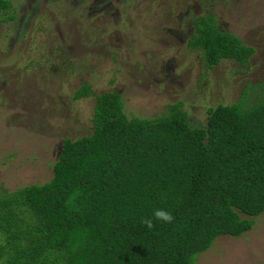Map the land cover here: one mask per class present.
I'll return each instance as SVG.
<instances>
[{"label":"trees","instance_id":"16d2710c","mask_svg":"<svg viewBox=\"0 0 264 264\" xmlns=\"http://www.w3.org/2000/svg\"><path fill=\"white\" fill-rule=\"evenodd\" d=\"M186 29L208 70L243 67L255 51L210 11ZM253 89L264 82L209 107L201 126L179 102L128 119L120 94L95 95L89 130L61 137L50 179L0 191V264H194L216 237L249 232L264 213V100ZM89 96L83 83L71 100ZM154 207L173 220L147 229L140 220Z\"/></svg>","mask_w":264,"mask_h":264},{"label":"rangeland","instance_id":"374dc122","mask_svg":"<svg viewBox=\"0 0 264 264\" xmlns=\"http://www.w3.org/2000/svg\"><path fill=\"white\" fill-rule=\"evenodd\" d=\"M208 11L254 47L245 66L208 70L188 48L190 19ZM263 82L264 0H12L0 11V191L50 179L61 137L89 130L95 95L120 94L128 119L179 102L201 126L209 107ZM83 83L91 96L71 100ZM253 221L238 238L216 237L194 264H264V213Z\"/></svg>","mask_w":264,"mask_h":264},{"label":"clouds","instance_id":"9594fccd","mask_svg":"<svg viewBox=\"0 0 264 264\" xmlns=\"http://www.w3.org/2000/svg\"><path fill=\"white\" fill-rule=\"evenodd\" d=\"M169 223L173 220L171 212L163 207H154L151 210V215L148 217H142L140 223L147 229H151L153 221Z\"/></svg>","mask_w":264,"mask_h":264}]
</instances>
